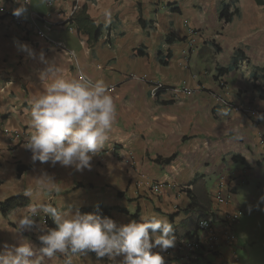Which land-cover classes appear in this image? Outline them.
<instances>
[{
  "label": "crops",
  "instance_id": "1",
  "mask_svg": "<svg viewBox=\"0 0 264 264\" xmlns=\"http://www.w3.org/2000/svg\"><path fill=\"white\" fill-rule=\"evenodd\" d=\"M2 7L0 201L21 195L30 205L0 213L1 233H9V222L18 224L31 205L51 203L73 213L101 206L121 224L135 220V214L138 220L154 214L173 224L174 236H187L211 212L222 218L241 210L238 188L256 180L263 186L264 120L230 107L245 104L264 112L255 86H264V6L255 0H29L20 25L12 14L19 4L2 0ZM224 7L228 23L219 17ZM14 41L30 45L36 58L18 51ZM41 52L57 64V76L102 79L114 97L117 118L91 170L33 163L26 148L32 103L52 82L41 75L47 67L39 60ZM193 54L209 63L197 76L188 65ZM221 68L227 71L221 74ZM12 133L28 139L19 142ZM173 154L170 163L156 161ZM26 165L29 169L19 175L18 167ZM41 171L54 175L60 190L45 192L37 202L26 192L35 188ZM156 183L164 185L159 194L151 189ZM230 189L233 197L220 203L217 193L226 196ZM39 216L48 229L46 216ZM236 226L233 246H238ZM226 227L222 221L215 232ZM176 240L166 251L153 249L165 264H185L177 258ZM57 254L54 264H64L65 255ZM226 254L201 264L232 262L235 256ZM121 259L97 261L88 253L74 256L73 264H119Z\"/></svg>",
  "mask_w": 264,
  "mask_h": 264
},
{
  "label": "clouds",
  "instance_id": "2",
  "mask_svg": "<svg viewBox=\"0 0 264 264\" xmlns=\"http://www.w3.org/2000/svg\"><path fill=\"white\" fill-rule=\"evenodd\" d=\"M15 2L19 7L15 8L12 14L20 18L27 13L29 0ZM3 10L0 0V12ZM14 43L18 51L26 53L30 58H36L37 54L30 45L19 41ZM39 60L47 64L41 75L51 78L52 82L43 88L31 106L32 132L26 148L32 153V162L39 161L52 167L59 164L80 172L91 170V161L105 148L117 118L114 97L102 79L93 81L86 77L57 76V64L49 62L44 52L39 54ZM158 88L163 89V86ZM240 106L246 105H232L230 109L256 121L264 120V112L258 110L259 114L254 118L235 110ZM263 136L264 134L261 138ZM263 155L264 149L262 160ZM59 190L55 176L41 171L35 177V188H29L26 195L39 202L45 192ZM233 194L230 189L231 197L225 202L229 201ZM261 204H264V195L258 198L256 204L249 205L248 214L264 211ZM41 212L51 219L55 227L48 228L44 223L48 229L41 227L37 221ZM236 212L241 213V210ZM209 216L217 215L211 212L206 218ZM201 220L203 219L199 222ZM18 228L21 232L34 229L43 232L44 234L38 236L40 247L34 248L30 241L18 245L5 243L0 250V264H43L45 257L51 258L57 253L65 255L64 264H73L74 256L88 253H95L97 261L105 257L109 260L122 257L119 264H165L161 252H154L153 249L166 251L175 245L173 224L154 214L141 216L139 221L132 220L121 224L100 214L82 213L79 210L73 213L51 203H37L30 206L28 214L19 218ZM177 258L180 257L177 255ZM236 262L235 256L232 264Z\"/></svg>",
  "mask_w": 264,
  "mask_h": 264
},
{
  "label": "rangeland",
  "instance_id": "3",
  "mask_svg": "<svg viewBox=\"0 0 264 264\" xmlns=\"http://www.w3.org/2000/svg\"><path fill=\"white\" fill-rule=\"evenodd\" d=\"M197 55L193 54L188 62L191 73L196 76L201 69L209 66L207 61L200 62ZM262 184L263 186L256 180L252 181L248 186H242V191L238 188L237 199L240 202L242 214L236 226L238 236V246L236 244L235 247L236 264H264V211H253L251 215L248 214L249 205L256 204L258 198L264 195V182ZM261 207L264 208V204H261ZM40 218L42 217H37L38 223L42 220ZM9 229V233L8 231L1 233L2 230L0 229V250H2L5 243L18 245V243L28 241L32 243L34 248H39L38 236L43 234L42 232L37 233V230L34 229L36 231H24V233L20 231L18 224L12 222L8 224L7 230ZM224 252L227 251L224 249ZM37 255H39L38 252ZM58 260H60V257L56 254L51 258L45 257L43 262L54 264Z\"/></svg>",
  "mask_w": 264,
  "mask_h": 264
},
{
  "label": "built area",
  "instance_id": "4",
  "mask_svg": "<svg viewBox=\"0 0 264 264\" xmlns=\"http://www.w3.org/2000/svg\"><path fill=\"white\" fill-rule=\"evenodd\" d=\"M15 22L20 25L22 24V19L17 18L15 16L14 18ZM57 47H63L61 43H56ZM236 111H241L243 113L248 114L250 117L256 118L257 114H259L258 110H255L253 108H250L249 106H240L235 109ZM6 132L9 133V129H6ZM16 135V139L19 142H25L23 141L24 138L28 139L25 134L19 135V133H12ZM29 140V139H28ZM28 143V142H27ZM261 143L263 145L264 149V136L261 138ZM264 160V155H263ZM163 183H156L153 184L151 189L154 193L159 194L161 192V189L163 188ZM231 197L229 193L227 195L223 196L221 193H217V200L220 203L225 202ZM241 216L240 212H233L228 213L224 215V217L219 218L217 216H209L208 218H205L199 222L198 225V232L195 236L190 237H183L180 240L176 242L175 250L177 255L181 258L182 261H184L185 264H200V262L203 259H209V257L216 259H220L225 255V252L223 249L226 247H230L229 249H232L231 251H227V254H229L230 257L235 256V246L234 241L236 239L235 234L233 232L232 227L237 223ZM224 221V223L227 225L225 231L219 233L215 232L216 226L220 222ZM43 223L46 225L45 220ZM224 234L225 241L221 240ZM207 239L208 242L205 243L204 239ZM226 254V255H227ZM234 261V260H233ZM226 264H231V261H226ZM204 264H211V263H204Z\"/></svg>",
  "mask_w": 264,
  "mask_h": 264
},
{
  "label": "trees",
  "instance_id": "5",
  "mask_svg": "<svg viewBox=\"0 0 264 264\" xmlns=\"http://www.w3.org/2000/svg\"><path fill=\"white\" fill-rule=\"evenodd\" d=\"M255 2L258 5H260V6H264V0H255ZM219 17H220L221 20L224 21V23H228L229 22L230 14H229V11H228V9L226 7H224L221 10V12L219 14ZM98 34H99V32L97 31L96 32V36H99ZM183 39L181 38V39H178V40H183ZM167 41L169 43L174 42V40H172L170 37L167 38ZM226 71H227V69H224V68H221L219 70V72L221 74L226 72ZM255 86L259 90L260 98L264 99V86L263 85H259L258 83L257 84L255 83ZM175 157H176V154H173L172 156L167 157V158L157 157L156 161L159 162V163H161V162L170 163L172 160L175 159ZM27 169H29V166H27V165L26 166H19L18 167V174L19 175L22 174V172L26 171ZM29 205H30V201H29L28 198H26L24 196H21V195H11V196L5 198L4 200L0 201V213L3 216H7V214L11 210H13L15 208L26 207V206H29ZM118 210L121 211V212L127 213V211H125L124 209H118ZM81 212H83V213H96V214H100L101 216H106V217H110L111 216L110 212L108 211V209L104 208V207H101V206L84 207V208L81 209ZM132 218L137 220V221H139L138 217H137V214L133 215ZM45 223H46V226L48 228L55 227V225L53 224L51 219L48 218V217L45 218ZM190 235H194V236L197 235V227L192 233H189V235H187V236H190ZM182 237H184V236L183 235H181V236L175 235V238L177 240H179ZM38 242H39V240H38ZM39 245H40V242H39ZM200 264H201V262H200Z\"/></svg>",
  "mask_w": 264,
  "mask_h": 264
}]
</instances>
